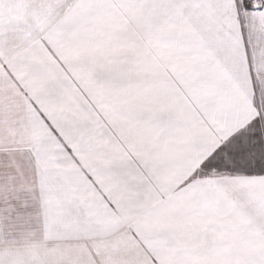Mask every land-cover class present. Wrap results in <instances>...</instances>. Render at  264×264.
<instances>
[{"label": "snow or ice", "instance_id": "6c2138e0", "mask_svg": "<svg viewBox=\"0 0 264 264\" xmlns=\"http://www.w3.org/2000/svg\"><path fill=\"white\" fill-rule=\"evenodd\" d=\"M0 264H264V0H0Z\"/></svg>", "mask_w": 264, "mask_h": 264}]
</instances>
